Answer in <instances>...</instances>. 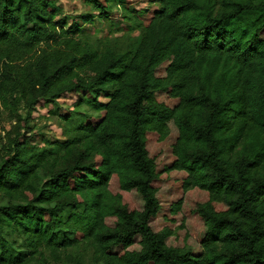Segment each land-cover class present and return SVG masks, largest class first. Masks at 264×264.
Masks as SVG:
<instances>
[{"label":"trees","instance_id":"obj_1","mask_svg":"<svg viewBox=\"0 0 264 264\" xmlns=\"http://www.w3.org/2000/svg\"><path fill=\"white\" fill-rule=\"evenodd\" d=\"M154 2L122 49L84 34L95 13L0 0V264H264V0ZM75 91L67 139L30 143L31 110ZM172 171L208 194L196 233L182 198L155 226Z\"/></svg>","mask_w":264,"mask_h":264},{"label":"rangeland","instance_id":"obj_2","mask_svg":"<svg viewBox=\"0 0 264 264\" xmlns=\"http://www.w3.org/2000/svg\"><path fill=\"white\" fill-rule=\"evenodd\" d=\"M55 5L59 8L57 18L64 17L66 15L71 17L72 20L78 18L81 14L95 13L96 17L93 21L88 23H82L84 28V34L89 35L95 41H102L106 45L117 46L125 49L131 38L137 36L138 30H127L126 27L131 24L132 21L125 16L126 14H134L139 12L143 14L147 10L158 9L159 6L154 0H118L110 10L109 13L103 17H99L96 10H93L84 0H53ZM93 98V95H88ZM85 97L84 92H72L68 93L60 98H56L52 102L45 100L39 102L31 110L30 128L24 133L29 136V141L37 146H45L47 142L64 141L67 139L66 129L67 124L64 120V116L70 114L73 110L72 107L76 102H79ZM100 100L108 101V97L105 95L100 97ZM83 106L79 108L82 110ZM90 111V110H89ZM2 126L9 128V124L1 119L0 123V138L4 135ZM176 135L172 134L163 145L157 147L161 149L158 153L160 167L163 169L165 165L171 160V146L175 143ZM185 173L180 171H172L171 173H164L163 178V190L161 192L160 199L163 202L164 210L155 221V226L160 227L163 225H172L178 227L181 224L180 218L176 223L168 221L167 217L170 216V206L183 199V217L189 221V230H200L197 223L198 216L192 212L195 208V204L198 201H206L208 194L205 191L195 189L188 193H183L181 184L185 178ZM133 200L138 202V198L133 196ZM186 234L185 229L179 230L177 238H172L175 243H181Z\"/></svg>","mask_w":264,"mask_h":264}]
</instances>
